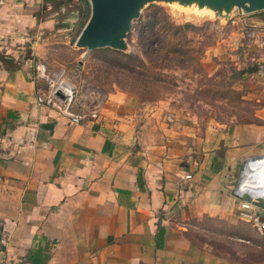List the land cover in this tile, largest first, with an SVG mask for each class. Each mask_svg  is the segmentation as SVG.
<instances>
[{
    "label": "crops",
    "instance_id": "obj_1",
    "mask_svg": "<svg viewBox=\"0 0 264 264\" xmlns=\"http://www.w3.org/2000/svg\"><path fill=\"white\" fill-rule=\"evenodd\" d=\"M57 1L0 0V264H264L259 232L242 239L258 260L193 236L203 218L255 228L232 184L264 126L176 122L121 90L69 122L37 99Z\"/></svg>",
    "mask_w": 264,
    "mask_h": 264
},
{
    "label": "rangeland",
    "instance_id": "obj_2",
    "mask_svg": "<svg viewBox=\"0 0 264 264\" xmlns=\"http://www.w3.org/2000/svg\"><path fill=\"white\" fill-rule=\"evenodd\" d=\"M90 10L88 0H59L51 9L44 5L41 13L54 14L55 27L54 33L45 30L47 47L39 61L50 77L61 73L71 84L73 111L90 116L104 105L105 92L121 90L163 106L176 122L203 128L264 126V9L246 12L234 5L228 12L222 7L213 12L195 3L142 0L122 44L87 49L76 41ZM247 146L254 149L251 154L264 152V133ZM227 148L220 147L217 155L223 159ZM233 161L239 166L237 157ZM244 212L238 213L248 223ZM199 222L195 240L258 260L260 248L252 245L250 251L242 240H255L256 227L249 232L238 223L229 228L209 218ZM231 229L235 239L227 242Z\"/></svg>",
    "mask_w": 264,
    "mask_h": 264
},
{
    "label": "built area",
    "instance_id": "obj_3",
    "mask_svg": "<svg viewBox=\"0 0 264 264\" xmlns=\"http://www.w3.org/2000/svg\"><path fill=\"white\" fill-rule=\"evenodd\" d=\"M36 67L37 75L48 84L47 90L38 96V101L60 109L71 123L80 122L83 115L71 109L74 97L71 84L61 77V73L54 75V79L50 77L46 66L41 62H38ZM57 92L63 97H59ZM62 103H65L63 108ZM232 193L240 208L245 210L243 215L264 235V152L244 158L235 184L232 185ZM253 208H256V211ZM4 242V238L0 239L1 244Z\"/></svg>",
    "mask_w": 264,
    "mask_h": 264
},
{
    "label": "water",
    "instance_id": "obj_4",
    "mask_svg": "<svg viewBox=\"0 0 264 264\" xmlns=\"http://www.w3.org/2000/svg\"><path fill=\"white\" fill-rule=\"evenodd\" d=\"M90 16L83 27L76 44L91 49L100 44L120 45L130 21L135 16L142 0H88ZM174 2L175 0H166ZM184 4L195 3L198 8L213 12L222 7L229 11L234 5L240 10L256 11L264 9V0H177ZM59 97H63L57 92Z\"/></svg>",
    "mask_w": 264,
    "mask_h": 264
},
{
    "label": "bare ground",
    "instance_id": "obj_5",
    "mask_svg": "<svg viewBox=\"0 0 264 264\" xmlns=\"http://www.w3.org/2000/svg\"><path fill=\"white\" fill-rule=\"evenodd\" d=\"M203 9H207V8H203ZM61 76H62V74H61Z\"/></svg>",
    "mask_w": 264,
    "mask_h": 264
}]
</instances>
